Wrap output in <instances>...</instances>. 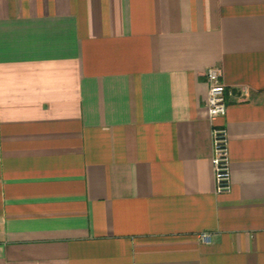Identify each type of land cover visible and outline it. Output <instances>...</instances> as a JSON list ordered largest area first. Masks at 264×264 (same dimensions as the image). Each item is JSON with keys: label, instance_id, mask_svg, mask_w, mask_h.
Listing matches in <instances>:
<instances>
[{"label": "crops", "instance_id": "0c3cea01", "mask_svg": "<svg viewBox=\"0 0 264 264\" xmlns=\"http://www.w3.org/2000/svg\"><path fill=\"white\" fill-rule=\"evenodd\" d=\"M0 264H264V0H0Z\"/></svg>", "mask_w": 264, "mask_h": 264}, {"label": "built area", "instance_id": "2783aa9c", "mask_svg": "<svg viewBox=\"0 0 264 264\" xmlns=\"http://www.w3.org/2000/svg\"><path fill=\"white\" fill-rule=\"evenodd\" d=\"M205 75L208 82L207 108L211 120L226 114V95L232 94L223 82V70L219 66H210ZM212 167L216 191L218 193L228 192L231 189V169L228 151L227 132L224 127L212 128ZM203 241L210 239L208 232L199 233Z\"/></svg>", "mask_w": 264, "mask_h": 264}]
</instances>
